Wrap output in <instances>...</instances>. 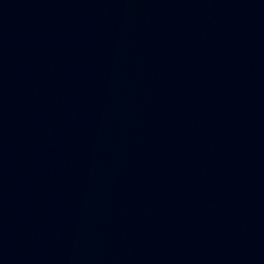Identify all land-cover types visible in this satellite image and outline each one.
<instances>
[{"label": "water", "instance_id": "water-1", "mask_svg": "<svg viewBox=\"0 0 264 264\" xmlns=\"http://www.w3.org/2000/svg\"><path fill=\"white\" fill-rule=\"evenodd\" d=\"M0 264H264V0H0Z\"/></svg>", "mask_w": 264, "mask_h": 264}]
</instances>
